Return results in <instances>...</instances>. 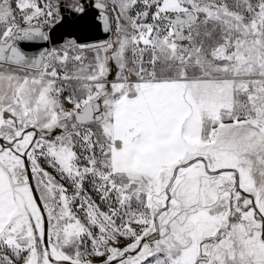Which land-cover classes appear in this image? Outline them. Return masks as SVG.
<instances>
[{
	"label": "snow or ice",
	"instance_id": "obj_1",
	"mask_svg": "<svg viewBox=\"0 0 264 264\" xmlns=\"http://www.w3.org/2000/svg\"><path fill=\"white\" fill-rule=\"evenodd\" d=\"M0 264H264V0H0Z\"/></svg>",
	"mask_w": 264,
	"mask_h": 264
},
{
	"label": "water",
	"instance_id": "obj_2",
	"mask_svg": "<svg viewBox=\"0 0 264 264\" xmlns=\"http://www.w3.org/2000/svg\"><path fill=\"white\" fill-rule=\"evenodd\" d=\"M71 18V14H68ZM95 12L89 9V15L82 21L73 24L69 27V31L74 33V36L79 37L81 41H95L104 38V33L100 30L98 21L93 19Z\"/></svg>",
	"mask_w": 264,
	"mask_h": 264
},
{
	"label": "rangeland",
	"instance_id": "obj_3",
	"mask_svg": "<svg viewBox=\"0 0 264 264\" xmlns=\"http://www.w3.org/2000/svg\"><path fill=\"white\" fill-rule=\"evenodd\" d=\"M83 42H93V41H83Z\"/></svg>",
	"mask_w": 264,
	"mask_h": 264
}]
</instances>
